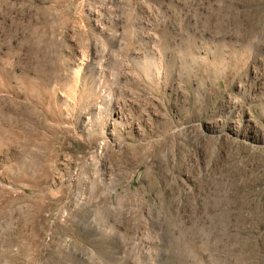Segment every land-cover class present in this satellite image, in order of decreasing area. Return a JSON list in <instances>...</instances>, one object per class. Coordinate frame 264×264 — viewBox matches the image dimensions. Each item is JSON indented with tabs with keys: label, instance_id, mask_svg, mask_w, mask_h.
Here are the masks:
<instances>
[{
	"label": "rangeland",
	"instance_id": "rangeland-1",
	"mask_svg": "<svg viewBox=\"0 0 264 264\" xmlns=\"http://www.w3.org/2000/svg\"><path fill=\"white\" fill-rule=\"evenodd\" d=\"M0 264H264V0H0Z\"/></svg>",
	"mask_w": 264,
	"mask_h": 264
},
{
	"label": "bare ground",
	"instance_id": "bare-ground-1",
	"mask_svg": "<svg viewBox=\"0 0 264 264\" xmlns=\"http://www.w3.org/2000/svg\"><path fill=\"white\" fill-rule=\"evenodd\" d=\"M82 61H83V58H82V57L76 59V65H79V66L82 65ZM33 90H34V89H33ZM114 115H115V116H114V117H115V121H120V118H119V117H120L121 115H120L119 113H118V114H117V113H114ZM116 116H117V117H116Z\"/></svg>",
	"mask_w": 264,
	"mask_h": 264
}]
</instances>
